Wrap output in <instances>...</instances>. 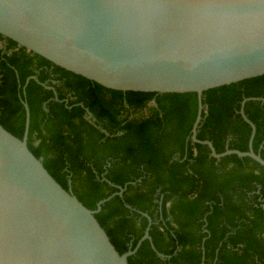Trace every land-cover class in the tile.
Listing matches in <instances>:
<instances>
[{
	"label": "trees",
	"instance_id": "16d2710c",
	"mask_svg": "<svg viewBox=\"0 0 264 264\" xmlns=\"http://www.w3.org/2000/svg\"><path fill=\"white\" fill-rule=\"evenodd\" d=\"M4 41L0 124L23 139L27 102L29 149L91 210L127 185L96 218L121 255L151 219L156 251L146 240L129 264H264V167L237 155L217 160L193 143L197 93L107 89L0 34ZM31 76L53 89L30 80L24 95ZM246 98H264V75L205 91L197 138L218 153L249 151L252 129L240 114ZM245 112L264 159V102L248 101Z\"/></svg>",
	"mask_w": 264,
	"mask_h": 264
},
{
	"label": "water",
	"instance_id": "95a60500",
	"mask_svg": "<svg viewBox=\"0 0 264 264\" xmlns=\"http://www.w3.org/2000/svg\"><path fill=\"white\" fill-rule=\"evenodd\" d=\"M0 34L107 89L197 93L193 143L207 146L217 160L237 155L264 167L253 149L256 125L245 112L248 101L264 98L241 104L252 129L249 151L218 153L211 141L197 138L205 91L264 75V0H0ZM30 80L40 83L29 77L24 95ZM24 106L23 139L0 124V264H129L146 240L156 251L147 215L135 248L116 250L96 214L127 185L96 210L87 208L29 149L30 109Z\"/></svg>",
	"mask_w": 264,
	"mask_h": 264
},
{
	"label": "flooded vegetation",
	"instance_id": "af4514ba",
	"mask_svg": "<svg viewBox=\"0 0 264 264\" xmlns=\"http://www.w3.org/2000/svg\"><path fill=\"white\" fill-rule=\"evenodd\" d=\"M5 41L4 42H2V43H0V47H2V46H4L5 45ZM36 77V76H35ZM46 85V84H45ZM43 86V85H42ZM46 88V87H45ZM52 88V87H51ZM46 89H48V88H46ZM55 96H56V98H57V93H55ZM56 100H58V99H56ZM88 119H90L89 118V116H88Z\"/></svg>",
	"mask_w": 264,
	"mask_h": 264
}]
</instances>
